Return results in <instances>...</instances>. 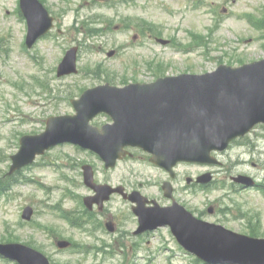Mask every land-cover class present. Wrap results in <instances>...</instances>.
Segmentation results:
<instances>
[{
    "label": "rangeland",
    "instance_id": "rangeland-1",
    "mask_svg": "<svg viewBox=\"0 0 264 264\" xmlns=\"http://www.w3.org/2000/svg\"><path fill=\"white\" fill-rule=\"evenodd\" d=\"M43 2L55 16L56 26L50 37L29 50L25 46L27 23L19 13V0H0V179L10 170V156L18 151L21 136L42 132L51 115L74 113L70 100L78 97L84 87L109 80L117 84L151 82L157 76L202 73L221 63L239 65L264 58V33L255 24L264 19V0ZM89 28H94L95 34L86 33ZM156 37L169 39L170 43L159 44ZM73 46H79V71L58 77L57 67ZM111 49L116 54L109 57ZM105 119L101 116L95 121L101 124ZM256 130L260 136L252 137L257 142L254 151L232 147L221 160L230 171L233 168L236 173L264 182V168L253 166L264 165V128ZM77 150L67 144L52 149L43 156L42 164L25 171L28 181L8 194H0V241L35 245L55 264H196L195 257L184 252L169 228H159L143 239L131 235L130 206L119 197L108 203L104 220L110 216L118 222L121 233H90L61 218V210L55 211L54 205L75 207L77 203L70 198L88 193L79 186L84 163L95 167L99 181L115 185L145 182L144 193L161 202L166 200L159 186L166 179L163 170L132 162L105 170L97 156ZM245 160L247 164L242 163ZM208 170L183 167L179 171ZM177 198L206 220L239 232L251 233L254 229L255 234L264 236V195L255 190H200L195 194L178 193ZM27 205L34 207L30 223L22 218ZM210 206H215L217 213H209ZM57 239L75 241L90 248L91 253L60 251ZM103 248L114 254L94 251ZM0 264L15 263L0 259Z\"/></svg>",
    "mask_w": 264,
    "mask_h": 264
},
{
    "label": "water",
    "instance_id": "water-1",
    "mask_svg": "<svg viewBox=\"0 0 264 264\" xmlns=\"http://www.w3.org/2000/svg\"><path fill=\"white\" fill-rule=\"evenodd\" d=\"M21 9L28 22L26 43L32 47L52 29L54 17L40 0H21ZM77 49L67 52L58 76L77 72ZM72 103L76 114L50 116L44 132L21 138L20 151L12 155L10 172L64 142L94 150L107 166L113 165L128 145L150 152L153 162L168 169L180 160L216 162L213 150L225 149L232 139L264 122V59L236 67L222 64L212 72L182 73L151 83L124 87L102 84L88 88ZM101 112L108 113L113 123L101 128L91 125ZM84 170L86 183L99 196L107 195L108 186L93 183L89 166ZM208 180L209 175L205 177ZM177 206L165 211L158 206L146 209L140 203L134 210L146 228L170 224L178 240L206 262L264 264V238L196 219ZM31 214L32 208L27 207L23 217L30 219ZM68 244L60 241L59 246ZM0 254L19 264H50L44 253L21 243H0Z\"/></svg>",
    "mask_w": 264,
    "mask_h": 264
},
{
    "label": "flooded vegetation",
    "instance_id": "flooded-vegetation-1",
    "mask_svg": "<svg viewBox=\"0 0 264 264\" xmlns=\"http://www.w3.org/2000/svg\"><path fill=\"white\" fill-rule=\"evenodd\" d=\"M127 158H130V157H127ZM126 158V159H127ZM132 158H135V155L132 156ZM188 164H180L178 165V168L180 166H187ZM256 165V164H255ZM200 172L196 173V174H192V176L190 174H187V175H183V177L185 178V184L180 186L179 182H178V179H179V176L180 174L176 171V174L173 176L171 180L172 182V185H173V188H174V192H177V190L180 188L181 190H184V192H196L197 189L200 188V183L197 181V177L200 175L199 174ZM214 176L216 177V172H214ZM123 185L125 186V188L128 190V191H132L134 189H141V190H144L145 188V185L142 184V183H139V184H132V183H123ZM177 185H179L177 187ZM105 212V210H104ZM108 219H111L113 220L112 218L108 217ZM114 223L116 224V233H121V226L119 225L118 222H116L115 220H113ZM136 226V223L135 221L132 222V225ZM135 226L133 227V230L130 231L131 234H133L135 237H140V236H144L145 234H141V235H136L134 233L135 231Z\"/></svg>",
    "mask_w": 264,
    "mask_h": 264
},
{
    "label": "trees",
    "instance_id": "trees-1",
    "mask_svg": "<svg viewBox=\"0 0 264 264\" xmlns=\"http://www.w3.org/2000/svg\"><path fill=\"white\" fill-rule=\"evenodd\" d=\"M18 176H19L18 174H15L12 176H6L3 179H1L0 180V192L8 191L10 188H12L13 185H16L17 183H19L21 179Z\"/></svg>",
    "mask_w": 264,
    "mask_h": 264
}]
</instances>
